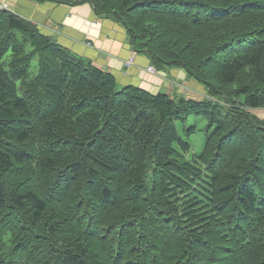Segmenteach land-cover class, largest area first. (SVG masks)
<instances>
[{
    "label": "trees",
    "instance_id": "trees-1",
    "mask_svg": "<svg viewBox=\"0 0 264 264\" xmlns=\"http://www.w3.org/2000/svg\"><path fill=\"white\" fill-rule=\"evenodd\" d=\"M87 1L209 98L121 85L0 10V264H264V121L242 109L264 105V0Z\"/></svg>",
    "mask_w": 264,
    "mask_h": 264
},
{
    "label": "crops",
    "instance_id": "crops-1",
    "mask_svg": "<svg viewBox=\"0 0 264 264\" xmlns=\"http://www.w3.org/2000/svg\"><path fill=\"white\" fill-rule=\"evenodd\" d=\"M0 2L10 5L28 19L44 24L41 28L48 34L52 33L59 44L88 58L101 70L110 72L121 85H135L156 94L167 93L172 82H181L198 93L205 91L202 84L189 78L180 67L162 68L155 74L148 73L147 67L153 64L146 53L133 50L126 29L109 18H96L88 3L58 5L50 1L40 3L31 0ZM129 59H132L131 63H127Z\"/></svg>",
    "mask_w": 264,
    "mask_h": 264
},
{
    "label": "rangeland",
    "instance_id": "rangeland-1",
    "mask_svg": "<svg viewBox=\"0 0 264 264\" xmlns=\"http://www.w3.org/2000/svg\"><path fill=\"white\" fill-rule=\"evenodd\" d=\"M31 1H37V2H44V1H50L52 3H55V4H58V5H81V4H84V3H88L89 5L92 6V4L90 2H88L87 0L83 1V0H70L71 2H69L68 4L66 3H57L55 1H51V0H31ZM21 7V6H20ZM16 8V6H15ZM17 9V8H16ZM92 9L94 11V14L96 16V18H109L111 19L112 21H115L117 24L119 25H122L116 18L115 16L113 15H110V14H102V13H99L97 14L94 10V7L92 6ZM0 10H3V11H8V12H11V13H14L15 15H18L19 17H22L26 20H29L31 21L32 23H34L38 29L40 30L41 33L45 34V35H48L49 37L53 38L56 42H57V39L55 38V36L52 34V33H46L44 32V28H41V26H44V24H40V23H37V22H34L30 19H28L27 17L21 15L18 11H16L15 9H13L12 7H10V5H6L5 3H2L0 2ZM123 26V25H122ZM124 27V26H123ZM124 29H126L124 27ZM128 35V38H129V34L127 33ZM58 43V42H57ZM61 45V44H60ZM67 48V47H66ZM69 49V48H67ZM134 50V49H133ZM135 51V50H134ZM137 52V51H136ZM140 53V52H139ZM142 53V52H141ZM36 61H37V57H35L32 62H31V69L30 71L32 72V74L35 73L36 71ZM132 59L130 60V63H131ZM152 66H156V65H152ZM168 68V67H166ZM157 70H161V69H158L157 66L155 67V71L153 73H150V74H155L157 72ZM196 82L198 84H201L200 82H198L196 80ZM176 93L177 95L179 94H182L183 97L187 98V99H192V100H202L204 98H207L208 97V93H206V90L205 91H202L200 93L194 91V90H191L189 89L188 85L187 84H182L181 82H172V85H171V89H169V91H167V93L165 94H168V95H171L169 93ZM164 93V92H163ZM174 93V94H175ZM173 95V94H172ZM209 98V97H208ZM215 99V98H214ZM242 100V99H241ZM227 105V104H226ZM242 109H245V111L252 115V118L254 119V121L256 122H263L264 121V105L262 106H259V107H251V106H246V105H242ZM188 124H192V125H195L196 126V131L191 133L188 137H186V140L189 142V145H190V148L188 149V151L185 153V157L186 159L189 160V158H191L193 155H199L203 149V147L205 146V137H204V131H203V127L205 125V121L200 118V117H197V116H189L187 118V122L185 125H188ZM179 126V133L182 135V130H181V126ZM201 151V152H200ZM26 174H30V171L27 170ZM27 177H17L15 181H18V180H23Z\"/></svg>",
    "mask_w": 264,
    "mask_h": 264
},
{
    "label": "built area",
    "instance_id": "built-area-1",
    "mask_svg": "<svg viewBox=\"0 0 264 264\" xmlns=\"http://www.w3.org/2000/svg\"><path fill=\"white\" fill-rule=\"evenodd\" d=\"M130 60L131 59H129V61L127 63H130ZM147 71L153 73L155 71V68L152 65H150L147 67Z\"/></svg>",
    "mask_w": 264,
    "mask_h": 264
},
{
    "label": "bare ground",
    "instance_id": "bare-ground-1",
    "mask_svg": "<svg viewBox=\"0 0 264 264\" xmlns=\"http://www.w3.org/2000/svg\"><path fill=\"white\" fill-rule=\"evenodd\" d=\"M245 40H246V39H245ZM245 40H244V41H245ZM248 43H249V42H248ZM248 43H247V44H248ZM245 45H246V44H245Z\"/></svg>",
    "mask_w": 264,
    "mask_h": 264
}]
</instances>
